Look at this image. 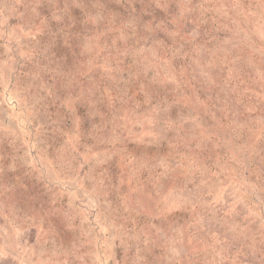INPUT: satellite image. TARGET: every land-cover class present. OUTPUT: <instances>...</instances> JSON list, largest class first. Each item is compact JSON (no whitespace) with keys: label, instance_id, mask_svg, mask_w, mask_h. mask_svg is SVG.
Listing matches in <instances>:
<instances>
[{"label":"rangeland","instance_id":"1","mask_svg":"<svg viewBox=\"0 0 264 264\" xmlns=\"http://www.w3.org/2000/svg\"><path fill=\"white\" fill-rule=\"evenodd\" d=\"M195 1L0 0V264H264V0Z\"/></svg>","mask_w":264,"mask_h":264},{"label":"trees","instance_id":"2","mask_svg":"<svg viewBox=\"0 0 264 264\" xmlns=\"http://www.w3.org/2000/svg\"><path fill=\"white\" fill-rule=\"evenodd\" d=\"M135 4L133 8H129L128 5L124 7V17L127 14L132 13V10L136 12V15L142 19L143 28H151L153 29L151 36H157L158 39L163 40L166 46H163L164 49L169 52V42L166 33L173 31L178 32V36L184 37L188 40H192V29L194 25L200 31L199 40L206 42V45H212L215 41V38H219L221 36L222 29L219 27L218 22L214 21L213 18H206V15L199 14L197 8H195V0L191 5V10L187 15V18L183 20L182 26H180V31L176 28V24L174 23V19L177 16V6L176 4H170V6H163L165 2L163 0H159L161 8L154 5H149V2L152 0H134ZM155 1V0H153ZM128 11V13H125ZM154 31V32H153ZM147 34V35H150ZM152 40V39H151ZM211 48V47H210ZM189 50V47L186 46V51ZM185 51H183L184 53ZM183 53L181 56L174 57L173 65L176 68V73L179 80L182 82V93L181 90L175 92L169 89L168 94H166L167 100L178 102L179 107L185 105L190 101H194L197 93H200L197 89L198 82L195 80V73L191 70V64L189 62V58H183ZM181 93V94H180ZM158 98L160 100L163 99V92L158 94ZM200 98L204 100L205 107H207L209 101V95L205 96L203 93L200 94ZM189 107L190 105H185ZM70 126H72V122L70 121Z\"/></svg>","mask_w":264,"mask_h":264}]
</instances>
